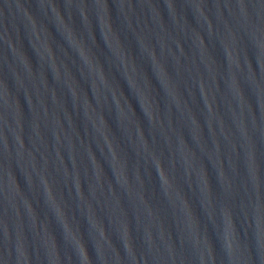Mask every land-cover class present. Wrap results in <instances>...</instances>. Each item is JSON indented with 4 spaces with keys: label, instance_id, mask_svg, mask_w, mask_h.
Instances as JSON below:
<instances>
[{
    "label": "water",
    "instance_id": "obj_1",
    "mask_svg": "<svg viewBox=\"0 0 264 264\" xmlns=\"http://www.w3.org/2000/svg\"><path fill=\"white\" fill-rule=\"evenodd\" d=\"M0 264H264V0H0Z\"/></svg>",
    "mask_w": 264,
    "mask_h": 264
}]
</instances>
